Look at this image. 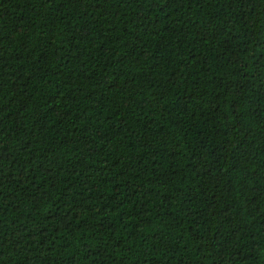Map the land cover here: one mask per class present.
Masks as SVG:
<instances>
[{"label":"trees","instance_id":"obj_1","mask_svg":"<svg viewBox=\"0 0 264 264\" xmlns=\"http://www.w3.org/2000/svg\"><path fill=\"white\" fill-rule=\"evenodd\" d=\"M0 264H264V0H0Z\"/></svg>","mask_w":264,"mask_h":264}]
</instances>
